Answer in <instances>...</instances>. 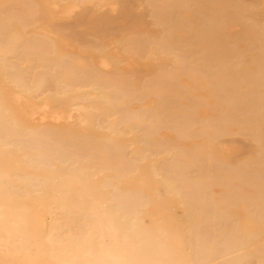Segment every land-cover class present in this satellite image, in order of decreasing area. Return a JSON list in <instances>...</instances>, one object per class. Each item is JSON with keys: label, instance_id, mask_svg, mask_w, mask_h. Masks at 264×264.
Instances as JSON below:
<instances>
[{"label": "bare ground", "instance_id": "bare-ground-1", "mask_svg": "<svg viewBox=\"0 0 264 264\" xmlns=\"http://www.w3.org/2000/svg\"><path fill=\"white\" fill-rule=\"evenodd\" d=\"M126 1L0 0V264H264V0Z\"/></svg>", "mask_w": 264, "mask_h": 264}, {"label": "rangeland", "instance_id": "rangeland-1", "mask_svg": "<svg viewBox=\"0 0 264 264\" xmlns=\"http://www.w3.org/2000/svg\"><path fill=\"white\" fill-rule=\"evenodd\" d=\"M244 1L248 4L253 2V0H244ZM257 1L263 2V0H257ZM126 2L128 4L127 21L126 20L121 21L119 19V17H117L115 15L114 16L111 15L112 18H109L110 14H108V15L103 14V15H100L98 17H92L91 15L88 14V15H84L85 18H80L77 15L73 16V17H65L64 15H62L58 12L56 14L57 18H58L56 20V22H57V24H60V26L66 28L68 31H70L73 35L80 38V40H84V41L90 40V37L94 33H99V32H101V33L102 32H113L116 34L119 33L117 35L126 34L128 32L127 29L129 27L135 25V24H138L137 21H140V20H145L148 25L151 24V18L147 15L146 11H143L140 8L138 9L139 3L136 2V0H127ZM259 10L262 11V13L264 14V5L263 4H262V7L259 8ZM131 13H132V15H131ZM109 20L111 21V23ZM155 29H157V28H155ZM80 30H82V31H80ZM92 31H94V32H92ZM242 145L245 148V146L247 144L244 145L242 143Z\"/></svg>", "mask_w": 264, "mask_h": 264}]
</instances>
